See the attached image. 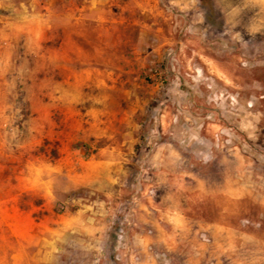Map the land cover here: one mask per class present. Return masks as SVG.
Returning <instances> with one entry per match:
<instances>
[{"label": "rangeland", "instance_id": "1", "mask_svg": "<svg viewBox=\"0 0 264 264\" xmlns=\"http://www.w3.org/2000/svg\"><path fill=\"white\" fill-rule=\"evenodd\" d=\"M0 264H264V0H0Z\"/></svg>", "mask_w": 264, "mask_h": 264}]
</instances>
